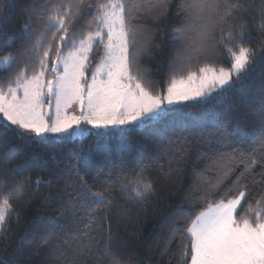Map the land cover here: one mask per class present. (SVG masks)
<instances>
[{
  "label": "snow or ice",
  "instance_id": "snow-or-ice-1",
  "mask_svg": "<svg viewBox=\"0 0 264 264\" xmlns=\"http://www.w3.org/2000/svg\"><path fill=\"white\" fill-rule=\"evenodd\" d=\"M180 6L188 23L178 31H186L189 42L178 61L181 67L173 68L162 91L144 77L139 63L143 25L134 21L153 10L162 14L167 0H63L49 11L34 43L0 60V71L11 72L20 55L28 56L27 65L6 84L0 83V127L23 139L49 143L88 135L89 129L81 125H89L104 130L98 131V136H119L126 145L130 132L147 128L184 107L222 104L235 83L255 68L256 52L244 46L247 21H240V10L246 8L241 0H181ZM7 7L0 0V30L7 22L3 15ZM257 7L259 29L264 32V0ZM82 15L83 21L76 25ZM218 24L227 25L219 36ZM31 25L29 17L23 27L25 34ZM209 50L226 53L229 66L205 63L193 71L192 61ZM240 92L245 95L243 88ZM256 94L261 99L256 115L262 150L233 156L243 138L227 127L233 118L222 113L225 124L211 139L232 151H217L208 157L196 185L200 195L195 199L205 202L203 210L189 215L185 226H173L169 241L179 238L181 264H264V192L254 202L246 199L248 174L257 164L264 168V84ZM190 143L187 136L169 138V163L183 160ZM96 150L108 151L106 142H98ZM91 156L90 150H82L77 165L87 169ZM237 164L244 165L239 172L235 171ZM176 168L180 170L181 165L177 163ZM254 176L252 173L253 181ZM229 179L231 183L226 184ZM24 183L0 192V236L8 231L10 198L23 195ZM78 187L82 191L68 200L65 208L71 220V240H61L57 234L56 260L59 264H87L89 259L93 264H128L113 246L111 228L103 229L106 234L100 235V222L107 219L117 193L139 203L155 195L147 166L134 174L119 173L116 179L103 181L99 190L83 177ZM233 191L235 194L228 196ZM216 192L220 194L213 198ZM123 212L126 214L127 209ZM49 235L51 229L42 243H48ZM80 257L85 258L83 262ZM0 264L4 262L0 260Z\"/></svg>",
  "mask_w": 264,
  "mask_h": 264
},
{
  "label": "trees",
  "instance_id": "trees-1",
  "mask_svg": "<svg viewBox=\"0 0 264 264\" xmlns=\"http://www.w3.org/2000/svg\"><path fill=\"white\" fill-rule=\"evenodd\" d=\"M4 2L8 5L3 14L7 22L0 30V60L9 52L15 55L17 50L34 43L46 24L49 11L63 0ZM260 2L241 0L246 10H240V21H247L245 26L248 29L244 46L256 52L253 57L255 68L247 78L241 77L235 83L219 106L213 103L206 107H184L147 128L130 132L126 145L119 136L101 137L94 132L60 142L38 143L0 127V192L25 182L23 195L10 198L12 208L7 217L8 231L0 236V260L4 264H59L55 258L57 234L61 240H71L68 231L71 220L65 208L66 202L82 191L78 187L81 177L94 190H99L103 181L116 179L119 173L134 174L145 166L154 181L155 195L139 203L117 193L107 219L100 222V235L106 234L103 229L111 228L113 246L128 264H181L179 238L169 241L173 226H185L189 215L194 216L203 210L205 202L195 199L200 195L196 185L198 172L206 165L208 157L217 151H232L231 147L225 149L211 139L225 124L222 113L233 118L227 127L243 138L239 150L232 152L233 156L239 158L241 151L247 154L262 150L256 115L261 103L256 90L264 84V32L259 29L261 19L257 7ZM180 5L181 0H167V8L162 14H158L157 9L134 21L143 25L139 36L143 42L139 63L144 77L162 91L173 74V68L181 67L178 61L189 42L186 31H178L185 29L188 23ZM29 17L32 25L25 34L23 27ZM83 19L82 15L76 25ZM221 28H227V25L216 26L218 36ZM226 55L220 50H209L192 61V70L196 71L205 63L228 67L230 61ZM27 64L28 56L20 55L11 72L0 71V83L6 84ZM241 88L245 95L241 94ZM183 136L191 141L187 155L183 160L172 159L169 163V138L176 140ZM98 142H106L108 151L98 152ZM82 150L92 152L87 169L82 164L77 165ZM177 163L181 165L180 170L176 168ZM243 167V164H237L235 171L239 172ZM252 173H255L254 181ZM252 173L248 174L246 199L254 202L264 192V168L257 164ZM38 179L42 181L39 185L36 184ZM225 183H231V179ZM69 192L73 196H69ZM219 194L213 193V198ZM234 194L235 191L229 192L228 196ZM83 195L88 193L84 191ZM124 209H127L126 214ZM50 229L48 243L44 244L42 239ZM84 259L79 258L81 262ZM87 264H93V261L89 259Z\"/></svg>",
  "mask_w": 264,
  "mask_h": 264
},
{
  "label": "rangeland",
  "instance_id": "rangeland-1",
  "mask_svg": "<svg viewBox=\"0 0 264 264\" xmlns=\"http://www.w3.org/2000/svg\"><path fill=\"white\" fill-rule=\"evenodd\" d=\"M81 128H88L89 129V132L91 133V132H94V133H97L98 131H104L103 129H101V130H97V129H93V128H91V126H89V125H81ZM89 135V134H88ZM84 136H87V135H84ZM74 137H83V136H80V135H76V136H74Z\"/></svg>",
  "mask_w": 264,
  "mask_h": 264
}]
</instances>
